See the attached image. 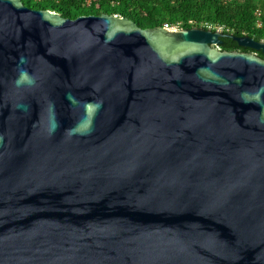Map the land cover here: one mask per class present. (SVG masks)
I'll return each mask as SVG.
<instances>
[{"label":"water","instance_id":"95a60500","mask_svg":"<svg viewBox=\"0 0 264 264\" xmlns=\"http://www.w3.org/2000/svg\"><path fill=\"white\" fill-rule=\"evenodd\" d=\"M222 36L264 54L0 0V264H264V59Z\"/></svg>","mask_w":264,"mask_h":264},{"label":"trees","instance_id":"16d2710c","mask_svg":"<svg viewBox=\"0 0 264 264\" xmlns=\"http://www.w3.org/2000/svg\"><path fill=\"white\" fill-rule=\"evenodd\" d=\"M33 9H49L63 18L79 15L115 14L139 28L181 22L182 28H219L235 36L248 35L264 41V0H20ZM220 50L254 52L228 36L220 37Z\"/></svg>","mask_w":264,"mask_h":264},{"label":"built area","instance_id":"2783aa9c","mask_svg":"<svg viewBox=\"0 0 264 264\" xmlns=\"http://www.w3.org/2000/svg\"><path fill=\"white\" fill-rule=\"evenodd\" d=\"M163 27L168 29V30H171V31H176V30L182 29L181 22H179V21L176 23H164Z\"/></svg>","mask_w":264,"mask_h":264},{"label":"clouds","instance_id":"9594fccd","mask_svg":"<svg viewBox=\"0 0 264 264\" xmlns=\"http://www.w3.org/2000/svg\"><path fill=\"white\" fill-rule=\"evenodd\" d=\"M29 78H28V76H27V74L26 73H21V76H20V79L17 81V83L19 84V83H22V82H24V81H26V80H28Z\"/></svg>","mask_w":264,"mask_h":264},{"label":"rangeland","instance_id":"374dc122","mask_svg":"<svg viewBox=\"0 0 264 264\" xmlns=\"http://www.w3.org/2000/svg\"><path fill=\"white\" fill-rule=\"evenodd\" d=\"M217 29H219V28H217Z\"/></svg>","mask_w":264,"mask_h":264}]
</instances>
